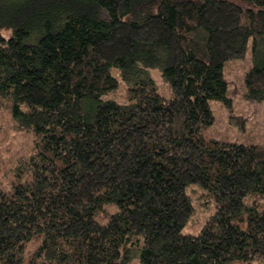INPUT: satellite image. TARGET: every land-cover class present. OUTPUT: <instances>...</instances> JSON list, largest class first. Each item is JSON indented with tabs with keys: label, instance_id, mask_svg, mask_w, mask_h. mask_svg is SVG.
I'll return each mask as SVG.
<instances>
[{
	"label": "trees",
	"instance_id": "trees-1",
	"mask_svg": "<svg viewBox=\"0 0 264 264\" xmlns=\"http://www.w3.org/2000/svg\"><path fill=\"white\" fill-rule=\"evenodd\" d=\"M250 39L262 101L264 0H0V264H264V142L203 134Z\"/></svg>",
	"mask_w": 264,
	"mask_h": 264
},
{
	"label": "rangeland",
	"instance_id": "rangeland-1",
	"mask_svg": "<svg viewBox=\"0 0 264 264\" xmlns=\"http://www.w3.org/2000/svg\"><path fill=\"white\" fill-rule=\"evenodd\" d=\"M251 44L252 40L250 39L246 55L243 58L230 59L224 65V76L228 83L227 96L232 99L233 113L244 116L246 120L242 123L232 118L231 109L222 100L213 99L210 104L214 120L203 129V134L208 139L244 144L264 142V100L258 101L248 98L245 93V76L252 66ZM149 70L155 79L158 92L165 97H170L173 91L169 82L162 75L161 68L152 67ZM112 73L119 79V84L115 89L106 92L103 98L115 99L121 103L131 102L129 83L122 78L119 68L113 67ZM186 191L191 196L194 211L182 232L184 234H197L215 212L216 202L207 190L199 184H188ZM109 210L113 211L111 208Z\"/></svg>",
	"mask_w": 264,
	"mask_h": 264
}]
</instances>
